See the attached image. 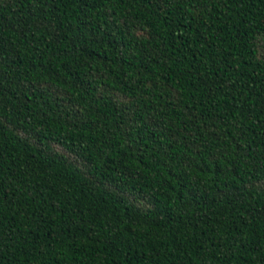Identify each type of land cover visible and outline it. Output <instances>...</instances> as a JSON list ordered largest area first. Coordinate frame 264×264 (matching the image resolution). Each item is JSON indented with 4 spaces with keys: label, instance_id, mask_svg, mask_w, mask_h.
Instances as JSON below:
<instances>
[{
    "label": "trees",
    "instance_id": "1",
    "mask_svg": "<svg viewBox=\"0 0 264 264\" xmlns=\"http://www.w3.org/2000/svg\"><path fill=\"white\" fill-rule=\"evenodd\" d=\"M0 264H264V0H0Z\"/></svg>",
    "mask_w": 264,
    "mask_h": 264
}]
</instances>
